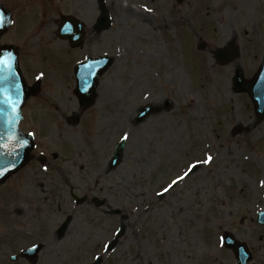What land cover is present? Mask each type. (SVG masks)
I'll return each mask as SVG.
<instances>
[{"label": "rangeland", "instance_id": "374dc122", "mask_svg": "<svg viewBox=\"0 0 264 264\" xmlns=\"http://www.w3.org/2000/svg\"><path fill=\"white\" fill-rule=\"evenodd\" d=\"M105 2L113 25L100 34L93 31L100 15L96 0H62L55 4L61 7L62 14L80 19L87 27L83 47L69 53L73 60L91 54L112 55L116 59L101 80L95 113L85 116L86 125L74 129L82 137L78 143L80 147L85 144L87 154V181L77 188L83 194L93 187L89 174L97 170L99 138L101 158L108 152L105 142L110 129L106 122L114 124V149L123 134L129 133L124 158L113 177L109 176L111 181H105L101 195L108 196L113 209L130 215L123 222L127 231L114 250L105 251L106 243L122 223L120 217L101 215L96 225L92 221L85 225L84 213L90 218L94 207L77 210L68 192L56 193L45 201L43 192L39 194L41 229L37 240L44 249L33 264H95L97 257L99 264H232L208 263L220 243L207 239V232L211 225L217 231L228 213L237 216L247 208V202L259 197L251 192V197L248 195V191L260 186L250 185L245 178L251 175L259 180L256 166L244 162L249 154L264 156V121L255 122L252 107L244 111L249 97L235 94L231 81L236 67H243L248 79L262 62L264 0H185L182 5L175 0ZM144 5L153 11L146 12ZM48 6L47 10L41 8L47 18L39 15L40 7L36 5L28 9L29 16L23 19L18 41L23 51L22 67L25 74L33 75V80L44 73L39 80L44 82L45 99L66 101L75 97L74 81L70 68L64 72L54 68V62L60 68L67 64L53 56L60 55L66 61L65 52L71 48L56 35L60 17L51 16ZM202 41L207 44L205 52L197 49ZM230 44L240 46V58L218 65L211 51ZM73 60L69 59L71 63ZM111 99V103L106 102ZM164 99L176 103L170 112L132 127L131 121L143 104H161ZM113 106L112 118L105 116L101 129L99 111L113 112ZM238 124L250 127V134L233 136ZM87 125L93 126L91 135L90 129L86 131ZM253 142L251 153L245 146ZM66 148L74 146L66 143L61 149L65 152ZM206 153L213 157L210 164L202 165L199 172L165 197H158L157 193L191 163L206 160ZM248 162L258 165L255 158ZM259 194L264 197V188ZM70 213H74L73 224L60 238L58 227ZM209 213H213L211 218ZM23 246L0 247V264H32L21 257ZM14 255L18 256L17 262L10 260Z\"/></svg>", "mask_w": 264, "mask_h": 264}, {"label": "flooded vegetation", "instance_id": "af4514ba", "mask_svg": "<svg viewBox=\"0 0 264 264\" xmlns=\"http://www.w3.org/2000/svg\"><path fill=\"white\" fill-rule=\"evenodd\" d=\"M43 1L49 4L51 16L58 15L61 18L64 16L59 10L61 7L55 4L62 0H0V6L6 8L13 21V26L8 33L0 39V50L6 45L18 46L23 31V19L27 18L29 13L28 7L36 6ZM7 11H4V18L7 17ZM43 17L47 18V14ZM18 62L22 67L21 48ZM42 90L43 87L36 96L27 101L22 111V132L26 135L35 133V135H30L34 140L30 137L27 140L30 146H33L30 156H27L28 162L0 185V247L7 244L11 246L27 244L23 246V249H28L39 243L37 240L41 229L39 192L41 190L45 192L46 189L50 192L53 186L70 185L72 181L76 183L86 181L81 176L85 167L80 164L85 159V144H82L84 148L82 150L78 143L82 142V137L77 133H72V130L82 123L83 116L88 113L93 116V108L84 111L78 118V114L82 112L81 101L78 97L69 99L67 103L63 99H45L40 96ZM99 114V125L102 129L103 118L107 115V118L111 119L112 113L106 112L105 115L101 110ZM161 114L163 113L159 115ZM56 118L59 122L60 120L63 122L59 123ZM149 120L150 118L147 121ZM76 123L79 124L76 126ZM106 124L110 129V137L105 145L107 151L112 152L114 150V124L108 122ZM66 143L73 144L74 148H66L63 152L61 148L66 147ZM101 148L102 142L99 138V153L102 152ZM105 160L107 166H104V160L99 161L98 168L102 172L97 174L95 186L102 185L103 181L109 177L110 158ZM45 166H47V171H45ZM260 166L263 167L262 173H264V161ZM261 190L256 189V193L259 194ZM99 192H103L102 187L99 188ZM250 201L252 202L246 203L247 208L240 210L237 216L234 215L235 213H228L223 223L216 227L217 231H214L212 225L210 226L207 239H216L220 245L214 247L213 257L208 258V263L228 261L232 264H241L240 261L245 260L246 264H264V213H262L264 197L260 196ZM91 205L92 202H89V206ZM212 216L213 213H209V217ZM97 223L96 218L93 224ZM99 231L100 228L95 231L96 235ZM43 232L39 236L42 237ZM84 235L83 242L87 238V234ZM34 241L36 242L30 244ZM35 259L34 261L38 260ZM24 260L29 263L33 261L29 258Z\"/></svg>", "mask_w": 264, "mask_h": 264}, {"label": "water", "instance_id": "95a60500", "mask_svg": "<svg viewBox=\"0 0 264 264\" xmlns=\"http://www.w3.org/2000/svg\"><path fill=\"white\" fill-rule=\"evenodd\" d=\"M103 18L101 19L99 25H101V28L104 29L106 27H108L110 25V21L109 18L107 16L106 10L103 7ZM72 26V24H70ZM68 25V26H70ZM5 28L2 30V32H5ZM105 65V64H103ZM16 82L18 83L19 87H20V95H19V99H18V111L17 114L18 116H12V119H7L5 121H3V125L1 124L0 126V130H14V131H18V124H19V111H20V107H21V103H24V101L30 96V91L26 85L24 80L22 79L20 72L17 70L16 72ZM242 85H244V82L242 80V76L240 74V71L237 72V76H236V87H241ZM250 85V89L248 90L251 97L253 98L254 102H255V108H256V112L257 114H259L260 116L264 115V63L263 66L261 67V69L259 70V72L257 73V75L255 76V78L249 83ZM8 114V112H6ZM12 114V113H11ZM8 146L6 148L5 151H7ZM124 150V142H122L117 151L116 154L114 156V166L120 161V159L122 158V153ZM4 160L2 158V152H1V144H0V169H3L4 167ZM15 169H13L12 167L9 166V170L6 171L4 173V175H0V182L6 177L8 176L9 172L13 171ZM112 214H118L120 213V210H115L111 212ZM124 229L125 227L123 226L121 228L120 233L117 235L115 241L109 246V250H111L112 248H114L117 243L118 240L120 239V237H122L123 233H124ZM40 250V247H36L32 250H28L25 254L27 253H34L36 254L38 251Z\"/></svg>", "mask_w": 264, "mask_h": 264}, {"label": "snow or ice", "instance_id": "6c2138e0", "mask_svg": "<svg viewBox=\"0 0 264 264\" xmlns=\"http://www.w3.org/2000/svg\"><path fill=\"white\" fill-rule=\"evenodd\" d=\"M144 7L146 12H152L153 9L148 8L146 5ZM15 70L13 67V60L11 54L0 56V105H4L11 110L12 113L17 112L18 108V99L20 95V87L15 80ZM44 76V73L41 72L37 79H41ZM13 93H15L16 99L13 98ZM4 108H0V114H2ZM30 135H35V133H31ZM124 141L129 139V133H124L122 136ZM27 144V141H20V147H23ZM3 147H7V145H2ZM6 155L13 156L14 152H7ZM213 161L212 155H208L207 159L203 161V163L210 164ZM201 163V161H197L196 163H191L187 170L183 172L182 175H177L175 179H172L170 183L167 184L166 187L163 188L162 192L157 193L158 195H163L164 193H168L170 190H174L175 187L179 186V183L185 180L190 175L194 174V169H197V165ZM10 167H15L14 161H9L8 165H5L3 169H0V175H4L6 171L9 170ZM45 171H47V166H45ZM261 186H264V180L260 181ZM36 247V245H33ZM105 251H107V246L105 247ZM99 259V257H97Z\"/></svg>", "mask_w": 264, "mask_h": 264}, {"label": "bare ground", "instance_id": "6f19581e", "mask_svg": "<svg viewBox=\"0 0 264 264\" xmlns=\"http://www.w3.org/2000/svg\"><path fill=\"white\" fill-rule=\"evenodd\" d=\"M147 20H149V17L148 16H145Z\"/></svg>", "mask_w": 264, "mask_h": 264}]
</instances>
